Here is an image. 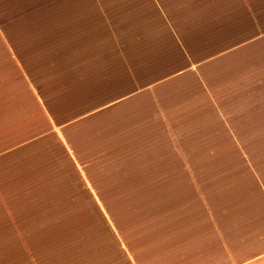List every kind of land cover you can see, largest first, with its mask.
Listing matches in <instances>:
<instances>
[{"label": "rangeland", "instance_id": "obj_1", "mask_svg": "<svg viewBox=\"0 0 264 264\" xmlns=\"http://www.w3.org/2000/svg\"><path fill=\"white\" fill-rule=\"evenodd\" d=\"M31 13L0 10V104L7 106L0 120V141L15 132L23 133L25 140L46 133L40 102L64 121L97 109L115 96L112 44L108 49L106 43L105 53L84 51L81 56L80 51H67L71 43L39 41L32 27L20 25L23 16ZM262 43L264 48V39ZM253 45L255 49L256 42ZM164 109L162 84L95 115L82 136L79 128L69 130L75 151L87 165L83 171L90 174L110 215L102 210L101 219L81 188L82 198L75 184L66 189L59 182L58 196L50 204L34 200L10 213L0 209V264H153L164 242H177L172 239L185 220H197L201 214L207 219L215 205L235 216L241 204L261 193L264 137L260 132L240 138L229 132L233 138L225 140L231 145L202 148L205 139L193 133L185 138L177 130L180 123H164ZM164 127L169 131L166 136ZM216 139L211 144H218ZM224 149L234 153H212ZM241 150L248 153H237ZM40 151L37 160L48 156L43 153L46 149ZM22 157L9 158L21 164ZM6 169L0 168V178ZM91 194L98 201V193L92 190ZM12 212L19 219L12 221L8 215ZM22 230L25 234L16 233ZM23 238L30 249L2 250L4 243ZM119 240L126 243L131 262ZM186 256L190 258L191 252Z\"/></svg>", "mask_w": 264, "mask_h": 264}, {"label": "crops", "instance_id": "obj_2", "mask_svg": "<svg viewBox=\"0 0 264 264\" xmlns=\"http://www.w3.org/2000/svg\"><path fill=\"white\" fill-rule=\"evenodd\" d=\"M13 8L32 11L20 25L32 27L39 41L71 43L67 51H80L81 56L84 51L88 55L104 52L106 43L108 49L112 44L115 96L97 109L64 121L40 102L49 134L25 140L23 133L15 132L0 141V168H7L0 178V209L7 213L34 200L50 204L58 196L63 173L66 189L75 184L67 167L72 175L76 170L91 192L90 174L83 171L87 165L68 131L79 128L82 136L95 115L134 98L138 91L152 92L164 84V123H180L177 130L185 138L193 133L205 139L202 148L231 145L225 139H232L233 131L238 138L249 132L264 137V48L259 44L264 39L263 0H0V10ZM138 64L144 67L137 68ZM36 97L40 100L37 93ZM6 107L0 104V120ZM166 131L164 127V136ZM55 136L65 148V159L49 145ZM212 139L219 143L211 144ZM78 145L85 147L82 139ZM43 148L48 156L37 160ZM212 153L233 154L234 150ZM18 154L23 156L21 164L9 158ZM260 187L261 193L241 204L235 216L215 205L207 219L201 214L197 220H185L187 226L172 239L177 242H164L153 264H264V189ZM8 215L12 221L19 219L18 213ZM119 244L131 262L126 243L119 240ZM4 245L6 251L30 249L24 238Z\"/></svg>", "mask_w": 264, "mask_h": 264}, {"label": "trees", "instance_id": "obj_3", "mask_svg": "<svg viewBox=\"0 0 264 264\" xmlns=\"http://www.w3.org/2000/svg\"><path fill=\"white\" fill-rule=\"evenodd\" d=\"M64 139H66V142H67L68 139L65 138V136H64ZM49 141H50V144L49 145H50L51 149H53L55 152H57L59 154V158H61V159L64 158L65 159V157H64V152H65L64 149L65 148L62 146L61 142L56 138V136H55V139H49ZM68 145L71 147V144L68 143ZM61 150L63 151V154H61ZM78 159L80 160L79 157H78ZM62 161H64V160H62ZM72 167L75 169V167H74L73 164H72ZM65 170H66L67 173H69V177H71L72 179L75 180V182H73V184L75 183L74 186H76L75 188L77 189V192L79 193V197L82 198V193L80 192V188H81L83 190V194L85 193L87 195L88 199L92 202V204L95 205V207L97 209V213L100 215L101 219H104V216H103L100 208L98 207L96 201L94 200L91 192L84 186V183L81 181L80 176L78 175V173L76 172V170H75V173L73 175L70 174V172L68 171V167ZM61 178H62L63 182H65L66 176H65L64 173L62 174ZM47 181H49V180H47ZM88 181H89V184L91 186V189L93 191H95L96 193H98V194H96V195H98L97 198H98L99 202L102 204V207L105 210L106 214L107 215H110L109 208L107 207V204L103 200V196L100 195L98 191H96V190H98V189H96L97 188L96 184L93 182L92 178L88 179ZM73 194H75V193H73ZM85 194L83 195V197L85 196ZM79 197H77V198H79ZM87 204H90V202L87 203ZM82 206L84 208V205H82ZM88 207H89V205L87 206V208Z\"/></svg>", "mask_w": 264, "mask_h": 264}]
</instances>
